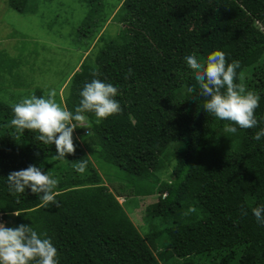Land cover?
Listing matches in <instances>:
<instances>
[{
	"label": "trees",
	"instance_id": "1",
	"mask_svg": "<svg viewBox=\"0 0 264 264\" xmlns=\"http://www.w3.org/2000/svg\"><path fill=\"white\" fill-rule=\"evenodd\" d=\"M27 1L8 0V6L21 13ZM103 1L85 0L89 10L78 35H96L116 10L113 20L129 27L118 38L99 37L104 45L97 62L74 74L64 105L75 114L84 85L99 79L117 87L122 111L99 120L94 112L82 113L92 126L88 144L76 138L81 129L74 121L75 152L55 159V145L37 140L38 132H18L10 123L13 107L0 103V138L15 141L11 156L0 159V215L13 216L12 228L28 225L49 238L58 264H264V224L252 212L264 207V137L253 139L264 128V68L256 66L264 33L226 22L233 4L264 27V0H116L107 8ZM214 51L228 63L238 61L234 83L260 97L256 127L227 133L231 122L203 109L206 98L184 57L203 62ZM246 69L250 75L242 79ZM89 155L123 173L128 186L110 190ZM81 161L86 168L78 172ZM29 165L58 181L56 204L42 206L43 193L29 187L10 190L9 173ZM224 188L234 194L231 209L203 215L213 193ZM153 196L143 217L152 226L142 235L127 200L135 198L137 207ZM190 201L198 208L194 217L176 223Z\"/></svg>",
	"mask_w": 264,
	"mask_h": 264
},
{
	"label": "rangeland",
	"instance_id": "2",
	"mask_svg": "<svg viewBox=\"0 0 264 264\" xmlns=\"http://www.w3.org/2000/svg\"><path fill=\"white\" fill-rule=\"evenodd\" d=\"M103 2L107 8L116 3V0ZM229 8L228 13L232 16L227 19V24L246 29L251 34L264 33L261 24L254 23L245 14H238L235 5H229ZM88 10L85 0H28L25 9L20 13L8 6V0H0V103L13 107L22 99L30 98L38 90L42 91L45 98L48 92L55 90L56 102L58 103L60 99V105L65 106L64 95L74 74L80 72L83 64L94 60L97 62L95 57L98 56L100 47L104 45L99 37L106 34V41H109L121 36L129 27L127 23L117 24L113 20L116 10L111 13L96 35L79 36L77 29L83 25ZM233 11L236 12L234 15ZM256 66L264 68V56ZM250 72L251 69L244 70L241 78H248ZM0 120L3 118L0 117ZM78 127L81 133H76V138L85 147L92 126L84 120L78 122ZM14 144L15 141L8 137L0 138V159L11 156L15 150ZM89 156L110 190H116L112 185L121 188L128 186L129 180L123 179V173L93 158L92 155ZM118 200L123 203L125 198L118 197ZM155 200L154 196L144 198L139 201L137 207L135 198L127 200L129 216L142 235L152 226L143 219L144 210ZM218 201L219 205L216 204ZM233 201L234 194L226 188L216 190L208 202L210 205L207 210L200 211L205 216L227 211L231 209ZM214 206H218V210ZM190 207L198 209L194 202L190 201L188 208L177 216L176 223H185L191 216L194 217V211H189ZM185 214L187 215L184 216ZM0 223L12 228L13 216L4 220L0 215Z\"/></svg>",
	"mask_w": 264,
	"mask_h": 264
},
{
	"label": "clouds",
	"instance_id": "3",
	"mask_svg": "<svg viewBox=\"0 0 264 264\" xmlns=\"http://www.w3.org/2000/svg\"><path fill=\"white\" fill-rule=\"evenodd\" d=\"M187 66L193 71L194 79L199 86V94L205 97L203 109L221 121H230L224 131L235 134L237 127L250 129L259 123L254 115L259 106L260 97L246 90L243 84L234 83L238 61L228 63L222 51H214L203 62L194 55L184 57ZM189 92L196 89L190 87ZM118 89L99 79L86 83L80 92L81 100L75 114L66 106L56 102L55 90L48 92L47 98L32 95L13 106L14 117L11 126L18 132L25 130L38 132L36 139L45 145H55V159H65L66 154H74L73 131L77 122H83L85 111L94 112L97 119L107 118L122 111L114 97ZM264 137V128L256 132L254 140ZM86 161H81L76 171L83 172ZM7 181L10 190L23 193L26 187L39 196L42 206L56 204L54 191L58 181L43 173L40 167L29 165L26 169L9 173ZM189 211H195L190 207ZM252 212L258 223L264 224V207H256ZM19 216V211L12 213ZM57 249L49 238H42L31 226L21 224L7 228L0 223V264H58Z\"/></svg>",
	"mask_w": 264,
	"mask_h": 264
}]
</instances>
